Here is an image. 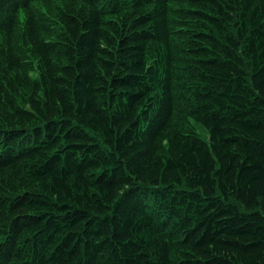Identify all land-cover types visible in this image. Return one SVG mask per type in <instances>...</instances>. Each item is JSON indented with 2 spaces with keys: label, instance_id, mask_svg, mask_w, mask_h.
<instances>
[{
  "label": "trees",
  "instance_id": "obj_1",
  "mask_svg": "<svg viewBox=\"0 0 264 264\" xmlns=\"http://www.w3.org/2000/svg\"><path fill=\"white\" fill-rule=\"evenodd\" d=\"M0 264H264V0H0Z\"/></svg>",
  "mask_w": 264,
  "mask_h": 264
}]
</instances>
